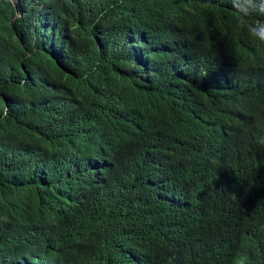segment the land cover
Segmentation results:
<instances>
[{"label":"trees","instance_id":"trees-1","mask_svg":"<svg viewBox=\"0 0 264 264\" xmlns=\"http://www.w3.org/2000/svg\"><path fill=\"white\" fill-rule=\"evenodd\" d=\"M0 264H264V0H0Z\"/></svg>","mask_w":264,"mask_h":264},{"label":"clouds","instance_id":"clouds-1","mask_svg":"<svg viewBox=\"0 0 264 264\" xmlns=\"http://www.w3.org/2000/svg\"><path fill=\"white\" fill-rule=\"evenodd\" d=\"M19 1H20V0H18L17 2H14V1L12 0V3H13L14 5H16ZM184 114L187 115V116H189V117H192L188 112H185ZM191 124H192V122H191Z\"/></svg>","mask_w":264,"mask_h":264},{"label":"rangeland","instance_id":"rangeland-1","mask_svg":"<svg viewBox=\"0 0 264 264\" xmlns=\"http://www.w3.org/2000/svg\"><path fill=\"white\" fill-rule=\"evenodd\" d=\"M14 2H17L18 0H13Z\"/></svg>","mask_w":264,"mask_h":264}]
</instances>
